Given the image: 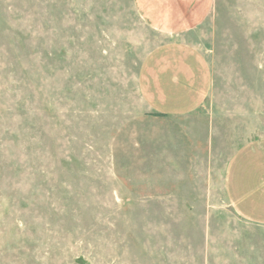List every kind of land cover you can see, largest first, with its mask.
Returning a JSON list of instances; mask_svg holds the SVG:
<instances>
[{"label": "rangeland", "instance_id": "rangeland-1", "mask_svg": "<svg viewBox=\"0 0 264 264\" xmlns=\"http://www.w3.org/2000/svg\"><path fill=\"white\" fill-rule=\"evenodd\" d=\"M170 38L135 0H0V264H264L224 189L264 139V0H216L184 34L213 87L161 117L139 74Z\"/></svg>", "mask_w": 264, "mask_h": 264}, {"label": "crops", "instance_id": "crops-1", "mask_svg": "<svg viewBox=\"0 0 264 264\" xmlns=\"http://www.w3.org/2000/svg\"><path fill=\"white\" fill-rule=\"evenodd\" d=\"M215 1L135 0L143 20L171 37L146 55L140 69V92L153 112L189 115L208 98L214 82L210 63L183 36L211 16ZM224 189L239 216L264 226V139L243 144L234 152Z\"/></svg>", "mask_w": 264, "mask_h": 264}, {"label": "trees", "instance_id": "trees-1", "mask_svg": "<svg viewBox=\"0 0 264 264\" xmlns=\"http://www.w3.org/2000/svg\"><path fill=\"white\" fill-rule=\"evenodd\" d=\"M152 115L161 116V117L167 116L166 113H162V112H152Z\"/></svg>", "mask_w": 264, "mask_h": 264}]
</instances>
